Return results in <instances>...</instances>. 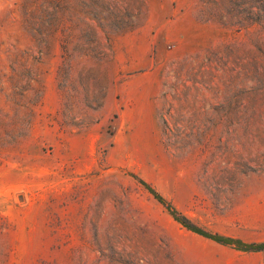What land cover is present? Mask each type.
I'll use <instances>...</instances> for the list:
<instances>
[{
	"label": "rangeland",
	"instance_id": "1",
	"mask_svg": "<svg viewBox=\"0 0 264 264\" xmlns=\"http://www.w3.org/2000/svg\"><path fill=\"white\" fill-rule=\"evenodd\" d=\"M172 210L264 243V0H0V264H264Z\"/></svg>",
	"mask_w": 264,
	"mask_h": 264
},
{
	"label": "trees",
	"instance_id": "2",
	"mask_svg": "<svg viewBox=\"0 0 264 264\" xmlns=\"http://www.w3.org/2000/svg\"><path fill=\"white\" fill-rule=\"evenodd\" d=\"M151 191L152 193L155 194V196L157 197L159 201L165 202L164 198L160 194L155 192V190L151 188ZM172 213L175 216L176 220L182 223L186 228H188L189 230L195 233L203 235L209 239H212L214 241L224 243V244H232V245H235V247L239 249H243V250H263L264 249V243H246L239 239H234V238L219 235V234H213L195 225L188 218L179 215L175 210H172Z\"/></svg>",
	"mask_w": 264,
	"mask_h": 264
}]
</instances>
